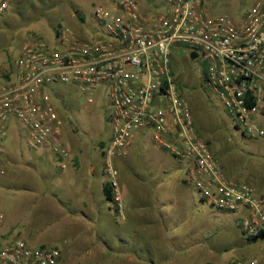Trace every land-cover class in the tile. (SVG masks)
I'll return each instance as SVG.
<instances>
[{"label":"built area","instance_id":"built-area-1","mask_svg":"<svg viewBox=\"0 0 264 264\" xmlns=\"http://www.w3.org/2000/svg\"><path fill=\"white\" fill-rule=\"evenodd\" d=\"M7 8L1 4L0 12ZM95 9L91 36L61 28L55 45L36 40L21 48L11 77L0 83V139L16 119L28 131L29 149H50L64 167L72 153L55 87H76L89 105L103 97L111 125L103 169L117 214L125 209L118 163L149 132L158 147L187 163L185 180L204 202L238 215L247 240H264V196L226 174L176 76V60L185 54L243 134L264 138V0L235 16L212 13L206 0H111ZM60 254L20 237L0 242V264H62ZM248 264H264V256Z\"/></svg>","mask_w":264,"mask_h":264},{"label":"rangeland","instance_id":"rangeland-1","mask_svg":"<svg viewBox=\"0 0 264 264\" xmlns=\"http://www.w3.org/2000/svg\"><path fill=\"white\" fill-rule=\"evenodd\" d=\"M256 1L259 0H206V6L214 14L227 13L235 16L247 12ZM5 2L8 3V8L0 12V83L11 77L14 63L25 44L43 40L49 46L55 45L56 35L61 28L70 29L83 37L91 36L95 29L94 10L105 3L101 0H0V6ZM187 59V55L181 54L176 60V63H180L176 68V76L183 97L191 105L201 136L209 142L230 178L251 183L257 192L264 196V138L251 139L243 134L237 127L235 118L225 111L220 99L199 75L200 70L197 69L196 63ZM55 91V104L66 122V143L71 146L74 140L77 141L78 143L74 144L75 150L84 151L85 156L95 163L97 170H103L101 148L111 134L109 104L106 105L103 97H98L95 105H89L78 89L70 85L57 86ZM259 123L264 127V115H259ZM7 124L6 135L0 139V152L5 153L8 163L18 166L19 170L17 177H6V180L16 188L18 186L19 189L29 192L48 191L52 188L63 201L62 178L59 176V170L62 169L56 159L47 162V158L51 159V152L44 149L31 151L28 146L29 134L23 125L16 119L8 120ZM137 139L138 143L133 147V157L128 159L129 163L122 166L123 161L120 163L125 177L123 184L132 191L129 176L137 177L140 182L143 178L151 182L163 179L167 187L159 189V195H169L173 197V201H179L180 195H177L174 180L186 176L187 163L176 160L168 152L161 150L152 141L149 132L141 134ZM39 155L45 156L43 164L47 172H43V166L29 167L30 164L37 163L36 156ZM163 166L169 172L164 173ZM44 173L50 175V178L43 179ZM51 184L55 187H51ZM183 188L188 197L186 202L176 207H173L174 204L168 206L169 210H174V218L177 217L178 220L177 226L172 225L168 230V240L174 250L173 255L167 256L169 262L166 261L163 250H159L162 248L161 240L148 239L140 242L136 237V230L132 226H125L121 218L115 217L112 204L106 202L98 191L94 195L95 203L99 205L102 213L105 212V207L108 210L111 207V215L101 214L97 225L87 229L93 227V237L99 236L112 246L121 245L122 239L128 240L127 247L138 251L137 257L142 259L144 264H203L205 261L212 263L204 264H244L245 261L263 258L264 241L247 242L240 230L238 215L219 213L205 203L200 206L199 212L194 206L199 199L198 193L190 185H183ZM133 196L129 191L128 198L124 200L125 208L130 201H134ZM151 196H154V193ZM24 208L15 235L33 246L45 244L57 248L62 253L61 256L65 257L64 260L71 264L67 256L78 255L80 249L73 246V243L68 244L66 226L57 218L54 209L49 207L52 211L50 212L47 207L36 205L33 209L31 206ZM153 208L152 217L160 216L157 207L154 205ZM192 213L196 216V222L192 221L190 225L181 223L185 214L190 218ZM201 220L207 223L205 230L198 226ZM76 228L78 229L77 226ZM208 232L202 253L200 248H196L200 239L197 234L207 236ZM97 256L92 264L100 262L99 254ZM131 259V254H127L119 260L121 264H132ZM103 261L104 264H114V253L105 255Z\"/></svg>","mask_w":264,"mask_h":264},{"label":"crops","instance_id":"crops-1","mask_svg":"<svg viewBox=\"0 0 264 264\" xmlns=\"http://www.w3.org/2000/svg\"><path fill=\"white\" fill-rule=\"evenodd\" d=\"M101 1H104V4H109L111 2V0ZM137 140H135L132 148L130 149L129 155L125 159H121L119 161V168L125 163L128 164V159L133 157V147L137 145ZM76 143L78 142L74 140L72 145L69 146L71 149L72 158L64 162V167L60 166L62 170H59L61 171L59 172V176H61L62 178L64 192L63 201L59 199V197L56 195V192L53 191L52 188L48 191L36 190L33 192H29L27 190L19 189L18 186L16 188L13 183L8 182V180H6V177H17L19 168L18 166H14L11 163H8L9 161L5 159V153L0 152V214H3L4 216L3 221L0 223V242L19 237L15 234L22 210L25 209L24 206H26V208L28 206H31L32 209L35 205L36 207L43 206L44 208L47 207L48 211L52 212L49 208L51 207L54 209L53 212L56 213L57 218L61 220L60 222L64 223V225L66 226V234H68L66 235V239L68 241V244L73 243V246L79 247L80 249L77 253L78 255L74 254L71 256H67L71 264H92L94 263V258L98 257V254L101 258L100 262L98 261V264H104L103 257L105 255H112L113 253L114 264H121V261L119 260L120 257L123 258L127 254H131L132 264H144L142 262V259L137 257L138 251L129 249V247H127L128 240L126 241L122 239L121 245L117 247L112 246L106 243L103 238L99 236L95 235V237H93L92 234H94L95 232L93 227H91V229H87L90 226L97 225L96 222H99L101 214L106 213L108 215H111V207H109V210L107 207H105V212L103 213L99 210V205L95 203V193L98 191L99 195L102 194L104 196L106 202L110 204L111 202L108 201L107 196L104 192V187L107 185V178H105L106 176L104 173V169L100 171L97 170V166L95 165V163H93L90 158L85 156L86 154L84 151L75 150L76 147L74 144ZM43 149L50 151V149L47 148ZM51 155V159L47 158V162L49 163L52 162L53 159H56L52 152ZM80 155H82L81 158ZM44 158L45 156L43 155L36 156L37 163L30 164L29 167L38 168V166H43V172H47V168L43 164ZM122 161L123 163H121ZM119 170L121 177L120 182L124 198H128L130 191L134 195V201H130L128 203V205L124 209L123 215H119L115 211V217L121 218L125 226H132L136 230L135 234L136 237L140 239V242L148 239L161 240L162 248L159 250H163L164 255L166 256L165 259L167 262H169L167 256L173 255L174 250H172V247L168 240V230L169 228H172V225H175L176 227L178 224V220H176L177 217L176 219L174 218V210H169L168 206L169 204H174L173 207H176L178 204L183 205L184 202H186V200L188 199V197L184 193L183 185L187 186L190 184L185 180V176L179 178L178 180L175 179L174 182L177 186L176 190H178L177 195H180V200L173 201V197L169 195H159V189H164L165 187H167V183L163 179L151 182L143 178L140 182L138 181L137 177L129 176V179L132 182L133 189L131 191L129 187H126V185L123 184L125 177L121 168ZM164 171V173L169 172L165 167ZM42 178L49 179L50 175L44 173L42 174ZM51 187H55L54 184H51ZM193 190L197 193L194 188ZM152 193H154V196H151ZM197 196L199 199L194 206L199 211L200 206H202L204 203H207L200 198L199 193L197 194ZM154 205L157 207V212L160 214V216H155L156 218L152 217L154 216V213L152 211L154 209ZM222 212L219 211V213ZM205 213L206 212L204 211V214ZM205 216H207V214H205ZM160 218L165 220H161ZM183 218L181 219V223L183 222L186 225H190V222L192 221L196 222V216L194 213H192L190 218L186 217V214ZM76 226L78 227V229L76 228ZM198 226L205 230L207 228V223H204L203 220H201L198 223ZM208 234L209 232L207 233V236L205 234H197L200 239H198L199 241L196 243V248H200L201 250H198L202 253L205 250V244L207 243L206 237L209 236ZM259 241L261 240H258L257 242ZM247 242L251 243L249 240H247ZM38 246L47 245L39 244ZM198 250H196L197 256ZM61 254L60 261L62 262V264H69L64 260L65 257L63 255L61 256ZM250 261H245L244 264H248V262ZM204 263L212 262L205 261ZM153 264L155 263L153 262ZM238 264L242 263L239 262Z\"/></svg>","mask_w":264,"mask_h":264},{"label":"trees","instance_id":"trees-1","mask_svg":"<svg viewBox=\"0 0 264 264\" xmlns=\"http://www.w3.org/2000/svg\"><path fill=\"white\" fill-rule=\"evenodd\" d=\"M81 19H83V18H81ZM209 143V142H208ZM104 192H105V194H106V196H107V199H108V201H112V194H111V191L108 189V187L107 186H105L104 187ZM251 243H254V242H257L258 241V239H254V240H249Z\"/></svg>","mask_w":264,"mask_h":264},{"label":"water","instance_id":"water-1","mask_svg":"<svg viewBox=\"0 0 264 264\" xmlns=\"http://www.w3.org/2000/svg\"><path fill=\"white\" fill-rule=\"evenodd\" d=\"M197 57H198V55H197L196 53H193V54L191 55V59H192V60H195Z\"/></svg>","mask_w":264,"mask_h":264}]
</instances>
